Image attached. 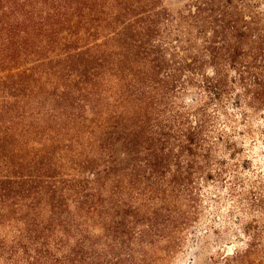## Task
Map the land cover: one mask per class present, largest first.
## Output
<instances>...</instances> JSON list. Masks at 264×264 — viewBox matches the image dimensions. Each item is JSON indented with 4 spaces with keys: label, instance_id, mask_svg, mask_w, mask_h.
Listing matches in <instances>:
<instances>
[{
    "label": "trees",
    "instance_id": "1",
    "mask_svg": "<svg viewBox=\"0 0 264 264\" xmlns=\"http://www.w3.org/2000/svg\"><path fill=\"white\" fill-rule=\"evenodd\" d=\"M263 115L264 0H0V264H264Z\"/></svg>",
    "mask_w": 264,
    "mask_h": 264
},
{
    "label": "rangeland",
    "instance_id": "2",
    "mask_svg": "<svg viewBox=\"0 0 264 264\" xmlns=\"http://www.w3.org/2000/svg\"><path fill=\"white\" fill-rule=\"evenodd\" d=\"M243 128V129H241ZM242 140L245 149L244 157L251 162V170L244 176L247 178V184H257L259 188L264 187V115L253 116L244 127H240ZM243 176V175H242ZM250 185V186H251ZM261 191V190H260ZM204 194L209 192L205 189ZM264 195V189H262ZM233 247L229 248L231 250Z\"/></svg>",
    "mask_w": 264,
    "mask_h": 264
}]
</instances>
